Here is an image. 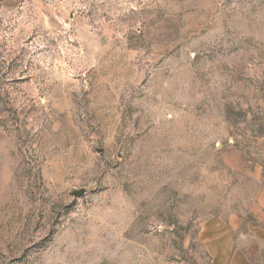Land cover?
I'll use <instances>...</instances> for the list:
<instances>
[{
  "label": "rangeland",
  "instance_id": "1",
  "mask_svg": "<svg viewBox=\"0 0 264 264\" xmlns=\"http://www.w3.org/2000/svg\"><path fill=\"white\" fill-rule=\"evenodd\" d=\"M0 264H264V0H0Z\"/></svg>",
  "mask_w": 264,
  "mask_h": 264
},
{
  "label": "crops",
  "instance_id": "2",
  "mask_svg": "<svg viewBox=\"0 0 264 264\" xmlns=\"http://www.w3.org/2000/svg\"><path fill=\"white\" fill-rule=\"evenodd\" d=\"M222 257L225 258V255H223Z\"/></svg>",
  "mask_w": 264,
  "mask_h": 264
}]
</instances>
